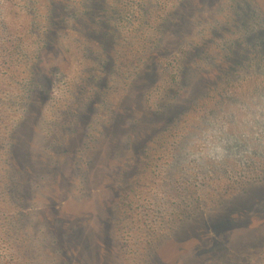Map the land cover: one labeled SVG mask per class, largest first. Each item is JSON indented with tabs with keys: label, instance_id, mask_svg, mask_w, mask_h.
I'll return each mask as SVG.
<instances>
[{
	"label": "rangeland",
	"instance_id": "rangeland-1",
	"mask_svg": "<svg viewBox=\"0 0 264 264\" xmlns=\"http://www.w3.org/2000/svg\"><path fill=\"white\" fill-rule=\"evenodd\" d=\"M0 264H264V0H0Z\"/></svg>",
	"mask_w": 264,
	"mask_h": 264
}]
</instances>
